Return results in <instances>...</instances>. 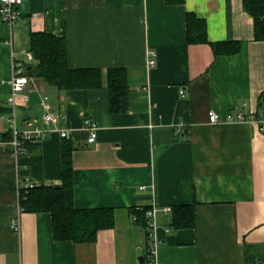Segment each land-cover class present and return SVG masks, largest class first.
<instances>
[{"label": "crops", "instance_id": "crops-1", "mask_svg": "<svg viewBox=\"0 0 264 264\" xmlns=\"http://www.w3.org/2000/svg\"><path fill=\"white\" fill-rule=\"evenodd\" d=\"M19 10L13 27L0 21V264H147L148 230L130 209L152 206L157 264H264V132L207 118L240 108L264 119V40L241 0H21ZM186 13L205 21L209 42L234 41L238 51L187 44ZM32 32L64 37L69 67L100 71L96 88L58 91L29 78L16 97L21 129L41 123L43 97L63 113L74 207L114 210L116 225L91 243L55 240L45 212L21 210L20 232L9 227L17 183L61 184V137L51 133L16 159L2 119L11 113L12 53L23 58ZM110 68L125 69L127 85L112 111ZM85 118L98 127L92 143ZM185 204H194L195 226L177 229L161 208Z\"/></svg>", "mask_w": 264, "mask_h": 264}, {"label": "trees", "instance_id": "trees-1", "mask_svg": "<svg viewBox=\"0 0 264 264\" xmlns=\"http://www.w3.org/2000/svg\"><path fill=\"white\" fill-rule=\"evenodd\" d=\"M167 4L180 5L184 0H165ZM242 8L253 19L254 37L264 40V0H241ZM203 19L192 13L185 15V41L187 44H209L215 55L235 54L239 45L234 41L209 42ZM28 51L32 59L24 63V74L41 79L58 91L91 89L100 86V71L96 68H71L68 65L67 44L64 37L45 32H32ZM107 90L111 111L117 110L121 97L127 91L126 71L110 68L107 71ZM38 145V144H36ZM34 146V145H27ZM72 142L62 139L60 150L61 184L58 187L34 183L28 190L20 191L19 205L25 212H45L51 216L53 238L76 243H91L101 229L115 224L114 210L110 208L79 209L73 205L71 153ZM130 209V215L147 230L144 215L148 207ZM171 225L177 229L195 226L194 204L171 208ZM148 248V246H147Z\"/></svg>", "mask_w": 264, "mask_h": 264}, {"label": "built area", "instance_id": "built-area-1", "mask_svg": "<svg viewBox=\"0 0 264 264\" xmlns=\"http://www.w3.org/2000/svg\"><path fill=\"white\" fill-rule=\"evenodd\" d=\"M21 0H0V21L4 24H7L10 27L16 25L20 18L21 12L19 10V5ZM5 44L9 47H12V39L8 37L5 40ZM20 58L14 52L12 53L13 64H12V74L10 79V95L7 99V102L11 107L10 115L3 116L2 119L7 123L10 132L9 144L12 148V154L17 159L27 151V145H36L43 142L49 134L57 133L61 139H68L69 132L66 128H63L59 125V120L63 118V113L58 111H53L48 103V98L43 97L41 105L43 108V113L40 118L41 123L39 125H30V127L21 129L19 126L18 118L16 115V97L21 94L24 87L28 83L29 77L24 74V63L32 59L31 53L29 51H23L20 53ZM24 59V60H23ZM153 64V61L150 62ZM179 95L183 97L184 91L180 89ZM24 101H28V97L23 95ZM208 123L211 126L216 127L222 123H231V122H246L251 126H257L259 130L264 132V119L258 117L255 114L245 115L240 108H235L224 115L210 110L207 113ZM84 128L88 132L87 141L92 143L96 139L97 128L96 124L89 118H85L83 122ZM177 133L184 134L183 127L180 125L177 127ZM34 183L29 180H26L22 185L17 183L16 193L18 200V210L16 215L11 219L9 227L12 231L18 233L20 232V219L19 213L21 207L19 205L20 191L22 189L28 190L33 187ZM140 209V208H138ZM160 210L157 207L152 206L148 207L145 212V218L147 223L148 237L150 239L146 260L147 264H157L156 262V249L159 245V238L157 237V223L156 215ZM171 211V208L164 207L161 208V212L167 214ZM132 222H136V217H131Z\"/></svg>", "mask_w": 264, "mask_h": 264}, {"label": "rangeland", "instance_id": "rangeland-1", "mask_svg": "<svg viewBox=\"0 0 264 264\" xmlns=\"http://www.w3.org/2000/svg\"><path fill=\"white\" fill-rule=\"evenodd\" d=\"M2 125H3V122H1V120H0V128H1Z\"/></svg>", "mask_w": 264, "mask_h": 264}, {"label": "water", "instance_id": "water-1", "mask_svg": "<svg viewBox=\"0 0 264 264\" xmlns=\"http://www.w3.org/2000/svg\"><path fill=\"white\" fill-rule=\"evenodd\" d=\"M139 259H140V262H142L143 259L142 258H139Z\"/></svg>", "mask_w": 264, "mask_h": 264}]
</instances>
